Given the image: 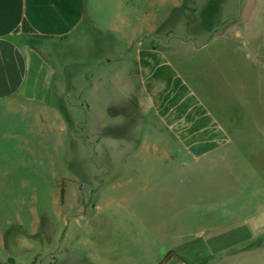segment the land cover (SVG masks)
<instances>
[{
	"label": "rangeland",
	"instance_id": "374dc122",
	"mask_svg": "<svg viewBox=\"0 0 264 264\" xmlns=\"http://www.w3.org/2000/svg\"><path fill=\"white\" fill-rule=\"evenodd\" d=\"M189 2L164 15L161 30L122 32L134 42L150 33L163 36V42L187 36L203 44L212 32L210 15L205 9L196 14ZM90 5L97 26L73 45L79 51L65 55L70 105H62L55 127L44 132L35 114L0 110V264H181L179 256L191 264H212L224 251L264 244V238L245 239L241 229L244 208L260 198L261 186L245 174V149L255 147L257 153L249 154L257 155L264 177V136H245L264 127V50L261 62L247 61L227 78L210 64L212 46L183 55L190 59L180 69L238 141L232 165L165 163L156 153L114 158V60L131 47L120 31L114 37V0ZM119 16L138 26L143 15ZM261 22L258 45L254 23L243 31L248 55L264 48V13ZM155 46L175 48L158 41ZM59 52L57 65L64 59ZM119 161L126 163L120 170ZM202 231L205 237L198 236ZM170 252L175 255L166 260Z\"/></svg>",
	"mask_w": 264,
	"mask_h": 264
},
{
	"label": "crops",
	"instance_id": "0c3cea01",
	"mask_svg": "<svg viewBox=\"0 0 264 264\" xmlns=\"http://www.w3.org/2000/svg\"><path fill=\"white\" fill-rule=\"evenodd\" d=\"M185 1L114 0V37L120 31L131 47L114 60L115 66L119 63L114 66V115H118L114 119V158L156 153L165 163L185 159L191 164L202 161L209 165L218 160L222 165H232V150H240L238 141L209 108L200 89L180 68L190 59H184L183 55L189 57L194 51L211 46L210 64L225 78L231 73H240L247 61L261 62L264 48L260 45L255 54L248 55L243 46L246 43L243 31L254 23V40L259 44L257 30L261 28L264 0H187L196 14L205 9L210 15L209 31L212 32L206 34L208 41L203 44L197 45L187 36H175L172 41L163 42V36L150 33L134 42L122 32L161 30L166 21L164 15L175 14ZM91 11L90 0H0V110L33 113L44 132L55 127L60 110H64L62 105H70V82L66 75L69 65L65 55L71 49L76 52L73 45L97 26ZM138 13L143 15L138 19L141 23L138 26L133 25L134 20L119 16ZM156 41L175 48L166 51L155 46ZM188 44L192 47L185 54L183 49ZM57 51L63 52L64 57L59 65L55 64ZM81 58V54L76 56V66ZM261 127L252 133L245 132L246 139L252 140L254 134L262 138L264 127ZM244 152L245 174L250 183L260 181L261 186L260 198L256 197L244 208L245 225L241 229L245 239L262 241L264 177L257 170V155L249 154L257 153L255 147ZM124 164V161L117 162V168L120 170ZM238 175L234 177L237 179ZM257 191L254 187L253 193ZM206 234L198 232L200 237ZM223 254L213 258L212 264H264V244ZM179 257L181 264H191Z\"/></svg>",
	"mask_w": 264,
	"mask_h": 264
},
{
	"label": "trees",
	"instance_id": "16d2710c",
	"mask_svg": "<svg viewBox=\"0 0 264 264\" xmlns=\"http://www.w3.org/2000/svg\"><path fill=\"white\" fill-rule=\"evenodd\" d=\"M64 194H65V190L62 189V196H64ZM173 255H175L174 252H170V253L167 255V257H166V260L169 259V258H171Z\"/></svg>",
	"mask_w": 264,
	"mask_h": 264
}]
</instances>
